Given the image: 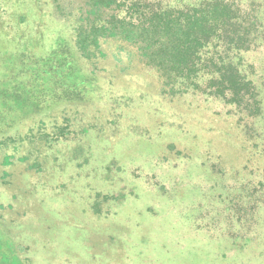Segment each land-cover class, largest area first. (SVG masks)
<instances>
[{"label":"rangeland","instance_id":"obj_1","mask_svg":"<svg viewBox=\"0 0 264 264\" xmlns=\"http://www.w3.org/2000/svg\"><path fill=\"white\" fill-rule=\"evenodd\" d=\"M50 1L0 0V81L16 75L10 53L67 37ZM101 48L106 57L84 70L107 83L101 93L122 91L120 105L52 104L0 139V264H264V244L242 246L264 239L263 212L235 209L222 192L260 187L264 164L240 147L226 109L199 96L164 109L134 48ZM259 59L255 51L250 62ZM143 97L154 105L133 108Z\"/></svg>","mask_w":264,"mask_h":264},{"label":"trees","instance_id":"obj_2","mask_svg":"<svg viewBox=\"0 0 264 264\" xmlns=\"http://www.w3.org/2000/svg\"><path fill=\"white\" fill-rule=\"evenodd\" d=\"M30 1L9 3L16 9L30 7ZM48 5L64 21L67 37L43 51L24 46L10 53L7 61L16 75L11 79L8 73L0 81V139L24 117L52 104L120 105L122 91L109 87L101 93L107 83L84 70L85 63L106 57L102 44L116 42L134 48L141 69L159 79L164 109L172 101L187 104L181 97L197 96L204 104L223 107L239 130L240 147L264 164V59L257 66L250 62L255 51L264 56V0H51ZM137 102L144 106L133 108L154 105L148 97ZM129 103L125 105H134ZM39 136L46 146L47 135ZM262 174L260 187L235 183L223 190L221 185L231 196L227 202L235 209L246 204L245 212L264 215V165ZM211 223L215 225L213 220L207 225ZM252 242L263 246L264 239H244L242 246ZM12 261L18 264L14 257Z\"/></svg>","mask_w":264,"mask_h":264}]
</instances>
